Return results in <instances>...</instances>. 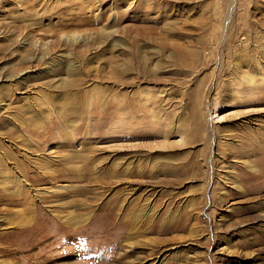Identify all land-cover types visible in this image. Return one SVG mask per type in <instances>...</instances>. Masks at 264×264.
Returning a JSON list of instances; mask_svg holds the SVG:
<instances>
[{
  "label": "rangeland",
  "instance_id": "1",
  "mask_svg": "<svg viewBox=\"0 0 264 264\" xmlns=\"http://www.w3.org/2000/svg\"><path fill=\"white\" fill-rule=\"evenodd\" d=\"M231 2L0 0V264H264V0Z\"/></svg>",
  "mask_w": 264,
  "mask_h": 264
},
{
  "label": "bare ground",
  "instance_id": "2",
  "mask_svg": "<svg viewBox=\"0 0 264 264\" xmlns=\"http://www.w3.org/2000/svg\"><path fill=\"white\" fill-rule=\"evenodd\" d=\"M229 1V5L231 6L233 3L231 2V0H228ZM69 157H73L71 154H68L67 156H65L64 158H69ZM16 185V187H15V189H11V190H9V189H5L6 191H7V193H9V195H16V197H18V199L19 200H23V201H25L26 200V193H25V191L24 190H22L21 188H20V183H21V181H19V180H15V182H14ZM22 187V186H21ZM30 202V201H29ZM31 205V203H28L27 204V206H25L24 208H22L21 210H19V213L21 214V215H23L22 216V219L20 220V224H19V229L18 230H20V231H26L28 228L26 227V225L29 223V222H31V221H33V218L34 217H32V218H28V220H27V212L31 209V208H29V207H31L30 206ZM33 211V210H32ZM42 218V216H41V214L40 213H38L37 214V217H36V219H37V222H36V224H34L33 226L34 227H36L37 229L38 228H40V226H39V224L41 225V222H39L38 223V221H39V219H41ZM35 219V218H34ZM68 224V223H67ZM42 229V228H41ZM42 231V230H41Z\"/></svg>",
  "mask_w": 264,
  "mask_h": 264
}]
</instances>
